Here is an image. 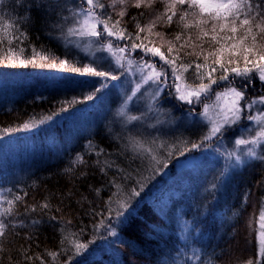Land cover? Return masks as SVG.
<instances>
[{"label":"trees","instance_id":"1","mask_svg":"<svg viewBox=\"0 0 264 264\" xmlns=\"http://www.w3.org/2000/svg\"><path fill=\"white\" fill-rule=\"evenodd\" d=\"M100 2L105 5L104 9H96L101 18L110 16L113 22L121 19L120 26L129 34L121 42L112 41L115 46L125 43L126 57L152 62L158 71H163L164 64L144 55L140 48L132 49L131 43L159 47L165 55L171 47L172 56L179 57L177 68L187 85L207 83L209 68L216 67L212 76L217 83L211 86V95L219 87H235L243 91L246 100L264 97V86L256 71L247 77L229 71L227 80H218L224 73L213 63L215 56L209 54L220 45L212 42L210 36L200 37L195 28L184 29L178 16L173 17L171 24L162 17L151 34L140 33L141 39L137 40V21L141 26L148 25L165 11L164 0H155L152 8L139 9L130 2L123 18L117 15L119 4L112 8L111 0ZM251 2L260 5L264 0ZM67 5L66 0H0V16L14 25L8 36L0 39V69L36 74L55 64L54 68L74 77L56 88L35 85L31 78L25 77L26 81L13 92L0 91V142L11 141L17 148L36 150L46 140L62 141L68 134L75 135L73 143L53 159L37 156L35 152L14 156L13 150L0 155V208H7V201H14L13 213L0 217L7 225L5 235L0 237V264L254 261L255 247L248 239L247 223L255 210L258 213L261 186L258 176L250 181L235 180L223 200L217 180L202 182V172L184 185L179 184L180 188L163 184L148 190L155 169L127 149L119 128L109 125L103 113L101 121L88 129L82 128L80 120L72 116L96 102L102 93L96 76L84 74V69L92 66L97 71L105 70L63 44L59 32ZM77 5L86 8L83 3ZM102 41L97 38V42L103 44ZM258 42L264 43L259 39ZM229 58L236 63L227 64ZM61 61L65 62L63 66ZM224 62L229 68L245 66L242 56L225 54ZM197 63L209 66L199 70L204 74L203 81L197 77ZM180 65L189 67L183 71ZM165 73L169 76V72ZM168 81L159 101L167 111L174 116L198 113L202 100L191 104L177 101ZM88 95L93 98L85 99ZM32 122H41L43 127L26 130L24 125ZM193 143H198L193 132L172 134L162 144L163 162L171 166L181 151L188 150ZM129 189L139 195H135L126 210L118 212L116 203L121 198L116 197ZM109 241L116 249L108 245ZM77 244L86 247L77 251Z\"/></svg>","mask_w":264,"mask_h":264},{"label":"rangeland","instance_id":"2","mask_svg":"<svg viewBox=\"0 0 264 264\" xmlns=\"http://www.w3.org/2000/svg\"><path fill=\"white\" fill-rule=\"evenodd\" d=\"M66 2L68 3L66 8L67 12L62 19L59 32L63 44L79 54L84 55L87 59L95 63L96 67H101L108 72L110 76L114 75L117 77L116 80H112L110 78L96 76L99 87H101L102 84L105 85V87H102L100 98L96 102L85 107L82 111H76L71 115L80 120L82 128L88 129L97 124L98 121H101L103 113L105 115L104 119L107 120L109 125L119 128L123 132V139L127 149H129L133 155L146 159L149 165L155 169L150 185L147 188L148 190H151L154 186L163 184L172 186V188H180V185H184V183L189 178H192L197 172H202V182L206 179H208L209 182L210 180H217V188L223 200L226 198L225 193L227 192L229 185L234 183L235 180L242 178L243 180L247 179L250 181L253 178H258L257 180H260L261 182L258 192V213L257 210H255L252 216L248 218L247 224L249 232L248 239L253 241L255 247L254 252L256 259L254 261L260 260V264H263L264 258H261L258 255L257 230L259 229V215L262 208H264V144L254 146L251 144L236 145L235 143L237 139L251 140L252 137L264 127L261 123L248 119L250 115L260 116L261 114H264V103L260 102V98L263 96L253 97L246 100L244 95L243 100L240 102V119L233 124L224 125L222 133L212 137L210 141H203V136L208 133L209 128L211 127L207 119L201 115L204 106L209 105L208 115L212 119H216V113L220 111V108L217 107V95L219 93H224L229 87H219L213 95L210 93L211 90L207 93H202L200 98V100H202V105L200 106V111L198 113L192 114L190 112L185 113L182 116L172 115L171 112L167 111L164 104L159 102L165 91V85L169 82L168 80H170L173 87V95L175 99L184 104L188 103L187 101L178 99L175 87L177 81H175L172 67L165 64L164 61H161L158 56H153L151 53H146L141 50L144 55L151 56L153 57V60H158L164 64V73L165 71L169 72V76L165 75L161 77L159 86L152 81L144 83L142 77L147 75L148 71H150L149 69H145L143 72L140 71V66L145 61L140 60L137 62L129 56L126 57L124 54L125 61L122 62L123 66H118L109 53L97 51V48L101 45L100 42H97L98 37H67V28L72 23L70 11L80 9L81 7L77 4L83 3L86 5L85 7H87V4L85 0H78V3L76 0H66ZM66 17L68 18L67 22H65ZM98 30L102 32L103 26L99 25ZM103 36V44H106L109 41L112 43L113 40L121 42V39L108 37L106 33H103ZM86 45H88L87 49H85ZM117 46L124 47L125 43L122 45H119L118 43ZM127 60H131L132 63L128 64ZM150 64H152V62H150ZM176 74L181 75L179 71H177ZM72 75L73 74L65 73L54 67L45 68L36 74L0 69V91L8 89V92H13L15 88L20 87L26 81V78L29 80L28 77L31 78L35 85L44 86L45 88H56L61 86L60 84L72 80V78H74ZM79 76L80 75L75 74V77ZM257 77L260 83L264 86V81L259 79L258 72ZM182 83L186 84L183 77ZM137 84L141 85L140 90L136 92L132 100H128V96L133 95V90L136 88ZM157 91H159V96H155ZM125 101H127V103H125ZM199 101H195L194 99V102ZM219 104H225L223 98H221ZM131 116H137L139 119L132 121L129 119ZM40 123L32 122L28 128L25 129L31 130L35 127L39 128L41 125L43 127V124ZM184 131L193 132L198 143L202 146L196 149L189 146L188 150L183 151V155H178L171 166H169V164L166 165L163 162L164 157L161 154L165 148H163V142L168 140L172 134L175 133L176 135V133L179 134ZM74 137L75 135L72 136L68 134L62 141H58L56 138H54L56 139V142L46 140L42 146L37 147L36 150L33 148L27 149L26 146H24L26 148H19V146L17 148L11 141H4L0 142V155L3 156L8 153L7 151L13 150L14 156L35 152L33 154L37 156L53 159L56 156H59L66 147L73 143ZM133 140L139 141L143 144L144 148L134 149L131 146ZM177 141L179 142L181 139L179 138ZM147 148L152 149L151 155L144 150ZM250 148L255 149L256 156L253 157L247 155ZM160 150L162 151L160 152ZM233 152L240 156L241 163L236 165L235 157H232L233 166L228 168L225 172V169L229 164L228 156ZM152 155L156 156L159 163L151 158ZM222 172H225L223 178H221ZM256 176L258 177L256 178ZM209 185L212 186V184ZM132 193L133 190L129 189L116 197L118 199L121 198V200L116 203L118 212L126 210L132 203L135 198V195ZM121 201L127 206L124 208L120 207ZM109 242L108 245L114 249L113 242H110V244ZM103 251H101L100 254Z\"/></svg>","mask_w":264,"mask_h":264},{"label":"snow or ice","instance_id":"3","mask_svg":"<svg viewBox=\"0 0 264 264\" xmlns=\"http://www.w3.org/2000/svg\"><path fill=\"white\" fill-rule=\"evenodd\" d=\"M87 7L80 8L78 10L74 9L70 11V16L72 18V23L67 28L66 36H77V37H98L103 40V33H106L108 37H115L117 39H124L129 34L123 29L121 25V19H117L114 22L109 16L107 19H102L101 15L97 13L96 9H104L105 5L100 2V0H85ZM131 2V6L137 9L152 8L155 0H111L109 7L115 8L117 4L121 6L118 16L123 18L127 14V7ZM165 11L155 17L154 20L150 21L148 25L141 26L139 21L136 23L138 32L136 34V39L140 40V33L147 31L151 34L152 29L155 27L156 22L162 17H166L167 23L171 24L173 22V17L178 16V22L183 25L184 29L195 28L199 31L200 37H208L212 42L219 44L220 47L216 48L214 52L209 55L215 56L213 63L218 65L224 74L218 77V80H227V73L231 71L237 76L247 77L249 73L253 71L258 72L259 79L264 81V43H259L258 39L264 41V11L259 9H264V3L260 5H254L251 0H164ZM170 13V14H169ZM144 15V13H140ZM136 19L135 17L133 18ZM68 18H65L67 22ZM103 26V31L98 30V26ZM14 28V25L8 21L5 17L0 16V39L6 38L9 34L10 29ZM223 33L224 35H221ZM229 33L231 35H229ZM157 35H160L157 33ZM176 39L179 40L180 36L177 35ZM223 41V43H221ZM230 42V43H229ZM183 47V45L181 46ZM88 45L85 46V49ZM132 49L140 48L146 53H151L153 56H158L161 61L172 67V71L175 77L176 92L178 94V99L182 101H187L189 104L195 101H199L202 93H207L213 84L217 83V79H213L212 74L216 72V67H210L207 72L208 82L196 86H191L182 83L181 75L176 74L178 71L177 60L178 56H172L173 48L169 47L168 55H165L159 47H148L143 42L137 44L135 42L131 43ZM97 51H104L109 53L113 57L114 62L118 66H123L125 61V52L127 49L125 47L114 46L111 41L106 44H101ZM225 54L229 57L242 56L245 62L243 69L240 67H227L225 65ZM42 59H44L42 57ZM207 61V57H205ZM65 62L61 61L63 66ZM128 64H131V60H127ZM236 63L234 59H227V64L231 65ZM49 67H56L55 64L48 65ZM180 69L187 71L189 66L180 65ZM197 69V77L201 81L204 79V74L199 70L204 67H209L207 63L195 65ZM145 69H149L147 75L142 77L144 83L152 81L159 86L161 77L166 74L163 71H157L153 64L145 61L140 66V71L143 72ZM72 71H79L78 69H72ZM84 74H89L92 76L110 78L116 80L117 77L111 75L105 71H97L95 68L86 67L84 69ZM105 87V85H101ZM141 85L137 84L136 88L133 90V95L128 96V100H132L133 96L140 90ZM96 91H100L97 89ZM155 96H159V91L155 93ZM92 95H88L85 99L91 100ZM155 98V97H154ZM221 98L224 99L225 104H219ZM244 98V93L235 87H229L224 93H219L217 95V107L220 111L216 113V119L209 117V105L204 106V110L201 115L207 119L208 123L211 125L207 134L203 136V141H210L212 137L219 133H222L224 125L233 124L238 119H240L241 106L240 102ZM260 102L264 103V97L260 98ZM127 103V101H125ZM132 121L139 119L137 116H131L129 118ZM249 120H255L262 125H264V114L260 116H249ZM29 125L25 124L24 127L27 128ZM236 145L251 144V145H261L264 144V127L261 128L259 132L256 133L251 140L237 139L235 141ZM131 146L136 148H144L143 144L139 141L133 140ZM202 145L199 143H193L191 147L193 149L199 148ZM152 154V149H144ZM171 154V153H170ZM184 154L183 151L180 153ZM247 155L256 156L254 148L248 150ZM232 157H235V164L241 163V158L236 153H230L228 156L229 164L225 169L233 166ZM154 161L159 163L156 156L151 157ZM166 166V165H165ZM225 172L221 173V178L225 175ZM133 195H139L138 192L133 190ZM19 200L20 197H15ZM7 208H0V217H6L13 213V200L7 201ZM127 205L124 202H120V207L124 208ZM47 207V205H45ZM118 215H123V213H118ZM7 228L4 220L0 219V237L5 235V230ZM258 231V255L264 258V208H262L259 215V229ZM86 247L83 244H77L76 248L79 251L81 248ZM50 255H55V253H49ZM247 264H260V260L247 261Z\"/></svg>","mask_w":264,"mask_h":264}]
</instances>
